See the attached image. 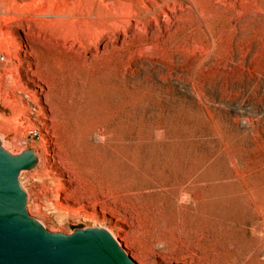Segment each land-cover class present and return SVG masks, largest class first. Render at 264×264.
Segmentation results:
<instances>
[{
    "label": "bare ground",
    "instance_id": "1",
    "mask_svg": "<svg viewBox=\"0 0 264 264\" xmlns=\"http://www.w3.org/2000/svg\"><path fill=\"white\" fill-rule=\"evenodd\" d=\"M188 16L195 17L197 31L210 33L194 0H0V45L7 57L1 55L5 66L0 69V103L4 104L0 106V155L20 165L15 183L24 204L15 213L21 219L46 229L40 219L43 207L21 182L22 175H32L50 191L47 203L60 222L81 216L94 220L99 226L86 231L104 235L127 264L136 263L121 245L123 237L114 232L115 223L99 222L97 208L127 224V216L120 212L124 209L137 222L132 233H122L133 234L138 243L140 254L132 258L139 264H150L148 260L158 255V250L176 254L174 260L180 264H264L260 258L264 252V212L257 207L246 213L225 211L215 219L210 209L213 182L207 177L209 166L200 170L192 162L183 170L173 156L179 155L180 132L161 138L163 158L153 177L141 164L150 145L147 118L144 114L135 118L130 65L119 70L118 47L134 42L151 20L157 28L162 21L166 30L158 31L150 24L153 38L149 43L167 46L168 36L174 33L168 26L177 28ZM21 17L50 29L56 43L41 39L39 49L31 46L35 35L28 36ZM18 32L26 36V43L19 45ZM69 41L76 46L74 51H70ZM139 42V53L149 55L148 40ZM213 43L207 41L206 48ZM52 54L69 60L70 67L63 69L50 62ZM197 68V64L192 68V77ZM43 105L49 114L43 113ZM38 125L47 137L40 148L26 144L11 147L3 132L7 127L33 133ZM11 141L20 140L16 136ZM103 152L108 155L105 162ZM64 172L69 179L62 178ZM73 182L75 187H66ZM169 195L175 199V208L167 211L163 200ZM152 200L158 204L152 217L146 214L148 223L142 206ZM249 226L256 234L253 240L247 237Z\"/></svg>",
    "mask_w": 264,
    "mask_h": 264
},
{
    "label": "rangeland",
    "instance_id": "2",
    "mask_svg": "<svg viewBox=\"0 0 264 264\" xmlns=\"http://www.w3.org/2000/svg\"><path fill=\"white\" fill-rule=\"evenodd\" d=\"M194 1L210 27V33L206 29L205 33L197 31L195 17L188 16L177 23V28L173 24L168 26L174 33L168 36L167 46H156L149 43V39L153 38L150 27L154 26L162 32L166 27L161 21L157 28L150 19L151 26L149 24L150 27L139 32L134 42L118 47L119 70L130 65L128 78L134 83L130 89L136 102L135 118L138 120L143 114L147 118L146 134L150 145L141 164L147 166L148 174L153 177L158 162L163 158L161 138H169L173 131H178L182 143L177 148L179 155L173 156L179 160V166L183 170L192 162L200 170L205 165L209 166L207 177L213 182L210 209L215 219L225 211L231 214L246 213L253 207L264 212V0ZM21 18L28 36L35 35L31 37V46L39 49L41 39L56 43L50 29L45 30L35 22ZM24 38L26 36L18 32L19 45L25 42ZM143 40H148L145 44L150 49L149 55L139 53V41L143 43ZM206 40L210 43L214 41V46L206 48ZM68 46L70 51L76 49L71 41ZM1 55L5 56L2 45L0 69L5 66ZM48 57L56 66L60 65L63 69L70 67L69 60L56 54ZM177 57L178 67L175 65ZM44 64L41 61V65ZM196 64L198 68L192 77L191 70ZM42 71L45 74L44 68ZM28 85L36 92L30 83ZM0 106L4 107V104L0 103ZM42 111L45 115L49 114L46 105L42 106ZM7 112L10 114V109ZM2 123L0 117V125ZM12 130L7 127L3 129L11 147L26 144L40 148L43 139H47L40 125L38 131L33 133H27L23 128ZM16 136L20 141L13 143L11 138ZM168 155H172V150ZM107 156L103 152L102 161L105 162ZM138 160L136 156L135 161ZM62 178L69 179V174L64 172ZM21 182L33 193L38 205L43 207L41 213L44 217L40 219L46 231L75 236L99 226L94 220H84L82 216L80 219L67 217L60 222L52 206L47 203L50 191L43 189L42 183L32 175H22ZM71 186L75 187L76 184L66 183V187ZM163 201L165 210L175 208L173 195ZM157 204L158 201L152 200L142 206L146 222L151 223L149 218L157 209ZM96 211L99 222H107L108 225L115 223V226H111L118 237H123L120 242L126 254L139 264L132 258L140 254L138 243L133 234L130 237L122 233V230L132 233L138 226L137 222L124 209H120V212L122 216H127V224L117 221L114 215H103L100 208ZM246 233L248 240L256 238L252 227L249 226ZM142 238L145 237L142 235ZM157 252L160 253L148 260L150 264H180L174 260L176 254ZM260 258L264 263V252Z\"/></svg>",
    "mask_w": 264,
    "mask_h": 264
},
{
    "label": "water",
    "instance_id": "3",
    "mask_svg": "<svg viewBox=\"0 0 264 264\" xmlns=\"http://www.w3.org/2000/svg\"><path fill=\"white\" fill-rule=\"evenodd\" d=\"M19 162L0 155V264H127L93 231L65 236L21 219L24 196L15 183Z\"/></svg>",
    "mask_w": 264,
    "mask_h": 264
}]
</instances>
